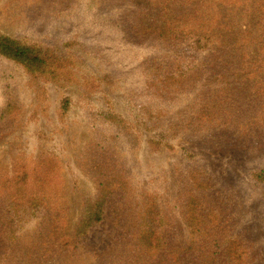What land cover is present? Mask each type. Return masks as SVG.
<instances>
[{
  "label": "rangeland",
  "instance_id": "1",
  "mask_svg": "<svg viewBox=\"0 0 264 264\" xmlns=\"http://www.w3.org/2000/svg\"><path fill=\"white\" fill-rule=\"evenodd\" d=\"M66 1L0 0V34L21 40L28 38L39 44L60 41L61 53L69 55L53 82L0 58V113L7 103V86L11 87L10 96L15 103L12 112L0 116V187L7 178L11 180L15 171H29L33 178V169L40 163L42 167L52 166L51 185L62 193L60 215L52 223L47 225L35 220L21 226L24 238L16 244L30 247L34 240L33 248H38L31 264H123L122 260L127 259L125 247L129 255L134 250L131 242L137 231L133 234L130 227L135 218L129 214L121 190L106 199L101 220L81 238H74L83 200L92 196L98 186V178L91 175L94 159L90 154L97 142L93 124L118 127L119 137L112 144L114 158L140 189L150 186L153 191L155 184L167 183L172 201L192 190L189 184L185 185L192 170L199 172L198 178H203L204 172L211 175L213 187L197 192L201 202L197 211L202 210V216L215 224L212 228L216 233L222 232L220 235L235 243V252L230 255L236 253L239 264H264V183L253 177L254 173L264 170V99L259 98L260 90L255 88L256 98L247 101V111L239 118L246 120V127L243 124L232 127L224 117L209 137L191 132L171 137L166 133L169 118L147 123L145 108V105H154L157 95L150 81L144 78L146 65L142 63L146 61L145 54L155 53L159 46L151 41L139 43L133 37L128 38L127 28L124 34L118 33L114 26L112 30L108 29L111 26L92 28V18L102 15L99 0H72L69 8L65 7ZM147 1L154 8L167 4L172 22L205 27L215 36L219 28L225 29L211 10L210 0ZM116 7L124 16L133 13V8L124 1ZM248 21L246 27L264 40V21L259 23L254 18ZM238 33L239 30L235 32ZM76 35L91 46L93 40L101 39L100 52L80 44L72 45L71 49L62 48ZM249 51L257 53L254 65L262 69L255 75L256 80L264 76V45L261 50ZM224 53L222 50L215 56L209 68L220 63ZM239 62H232L227 69L235 72ZM243 80L237 78L233 83L242 86ZM65 100L68 101L66 111L62 110ZM239 105L244 103H239L237 108ZM189 155L196 157L189 158ZM172 221L171 233L168 231L165 240L174 246L171 244L170 252L168 247L158 250L152 264H210V256H216V264H237L226 261L227 244L219 241L220 247L205 252L209 258L202 262V251L186 246L183 220L175 215ZM207 238L198 240L204 244ZM3 245L4 239L0 236V254ZM172 247L180 249L174 254Z\"/></svg>",
  "mask_w": 264,
  "mask_h": 264
},
{
  "label": "trees",
  "instance_id": "2",
  "mask_svg": "<svg viewBox=\"0 0 264 264\" xmlns=\"http://www.w3.org/2000/svg\"><path fill=\"white\" fill-rule=\"evenodd\" d=\"M122 1L133 8L132 15L124 16L123 11L116 7V4L119 5ZM210 1L211 10L217 14V19H220V23H224L226 29H218L216 36L219 38L205 27L172 22L169 17L171 10L167 4L154 8L147 0H99L98 4L102 5L100 7L102 15H95L90 21L92 28L96 25L102 28L111 26L108 29L112 30L114 26L118 33L122 34L127 28L131 33H127L128 38L133 37L139 43L151 41L159 46L155 53L145 54L146 61L142 63L146 65L143 70L144 78L150 81L157 95L154 105H145V108L149 117L147 123L162 122L169 118L166 133L171 137H179L185 132L209 137L216 131L218 121L224 117L233 125L229 124L232 127L237 124L245 125L246 120L239 118L247 111V101L256 98L253 94L255 88L260 90L259 98L264 99V76L255 80V75L260 74L262 69H256L254 65L257 53L249 51L251 48L257 51L262 49L263 36H257V32L250 31L246 27L250 23L249 21L247 23L248 18L259 20V23L264 21V0ZM71 6L72 0H67L65 7ZM243 14L246 19H243ZM229 27L231 28L227 29ZM233 28L235 31H231ZM237 30H239L238 35L235 34ZM78 37L76 35L71 39L72 42L64 43L62 48L71 49L72 45L80 44L88 48L93 47L96 53L100 52L101 39L93 40L91 46L81 42ZM60 43L56 41L39 44L28 38L21 40L0 34V58L21 66L31 75L53 82L58 77L59 69L69 59L67 53H61V48L58 47ZM222 50L225 53L221 62L214 68H209L213 58ZM154 56L163 58H152ZM235 61H240V67L235 72L228 70L227 68ZM247 69L251 70V73L246 74ZM237 78L244 79L242 86L233 83ZM2 79L6 80L5 77ZM6 88L7 103L1 110L2 117L12 112L15 107L14 100L10 96L11 87ZM239 103L244 105H239L237 108ZM67 105L68 101L65 100L62 110L66 111ZM232 118L234 121L231 122ZM117 121L121 123L120 120ZM262 128L263 126L260 125L259 129ZM92 130L97 142L90 154L94 159L91 175L98 178V186L92 196H86L83 200L81 217L74 231V238H81L87 229L101 220L106 199L113 192L121 190L125 195L127 210L135 218L130 229L133 234L137 231L131 242V248L134 249L131 255L125 247L127 257L124 254L123 258L126 257L130 261L124 259L123 264H152V259L158 250L168 247L170 252L172 243L167 244L165 237L171 233L172 219L175 215L183 220V230L186 231L185 237L188 239L187 248L200 249L202 262H206L209 258L205 252L218 249L219 243H222L227 244L226 261L230 263L236 261L239 264L237 254L230 255L231 252H235V243L220 235L223 234L222 232L216 233L213 229L215 224L209 222L207 220L209 218L202 216V210L197 211L201 205L197 192L209 191L213 187L211 175L204 172L203 178H198L199 172L192 170L185 180V185L189 184L192 190L182 194L181 200L179 198L169 200L167 183L155 184L153 191L150 186L141 190L114 158L116 153L112 144L119 137L118 127L106 128L93 124ZM35 167L33 178L30 177L29 171H15L10 181L7 178L1 183L0 236H3L4 247L1 249L0 264H31L33 254L38 248H33L36 243L34 240L30 242V247L16 244L20 238H24L25 231L21 226L35 220L48 225L53 222L54 217L60 215L62 193L51 185L52 166L42 167L39 163ZM253 177L257 182L264 183V170L254 173ZM61 219L63 220L64 217ZM7 234L8 239H5ZM206 237H208L206 242L201 244L203 240L198 239L205 240ZM34 239L37 238L34 236ZM174 248H171V253ZM179 249L176 247L174 254ZM35 257L37 258L36 254ZM210 258L212 259L210 264H216V256ZM174 259L176 260V257Z\"/></svg>",
  "mask_w": 264,
  "mask_h": 264
}]
</instances>
